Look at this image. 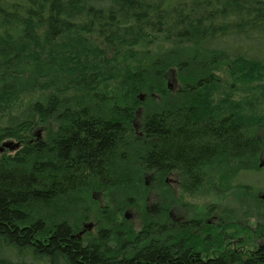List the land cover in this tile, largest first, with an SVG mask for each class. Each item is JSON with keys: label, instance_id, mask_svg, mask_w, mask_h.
Here are the masks:
<instances>
[{"label": "trees", "instance_id": "1", "mask_svg": "<svg viewBox=\"0 0 264 264\" xmlns=\"http://www.w3.org/2000/svg\"><path fill=\"white\" fill-rule=\"evenodd\" d=\"M6 140L0 264H264V198L239 180L264 154V0H0ZM148 172L240 188L245 210L175 226L165 205L128 230ZM95 191L107 223L79 237Z\"/></svg>", "mask_w": 264, "mask_h": 264}, {"label": "rangeland", "instance_id": "2", "mask_svg": "<svg viewBox=\"0 0 264 264\" xmlns=\"http://www.w3.org/2000/svg\"><path fill=\"white\" fill-rule=\"evenodd\" d=\"M163 43L164 42L161 41L155 42V46L163 45ZM166 85L170 90H173L176 88L177 82L173 81L171 76H169L167 78ZM258 96L259 95H257V97ZM144 99L145 97L141 98V100ZM139 113L144 114L145 111L142 112V109H140ZM141 122H142V117L141 116L137 117L135 123L140 128H141ZM51 127L53 126L51 125ZM49 133L50 131L48 132V135ZM1 144L2 143H0V145ZM262 156H264V154ZM176 177L179 178L178 184L165 183V187H163L162 185H160L159 187L156 185L157 182L155 180V174L152 172H148L146 174V177L144 178L145 184L148 186V188H150L148 191L149 193L147 198L143 200L141 194L137 195V198L139 197L141 198L136 200V204L131 205L129 208L123 211V214L119 216L118 223L124 222V218H126L125 217L126 212L129 215L131 213L133 214V218L132 220H128L127 224L124 227H126L128 230L133 229L134 231L138 232L142 229L144 223L146 222V218L148 220V218L154 216L155 214L158 215L159 212L160 213L165 212V214H163L165 218L170 219L173 218L174 215V218L177 219L181 218L182 220H187V221L192 217H194L196 215L195 213H198L199 215H202L198 217L200 224L203 225L212 224V223L218 224L219 216L224 214V211H226L227 213V215L225 213V216L234 217V215H239L245 210L243 205L244 199L246 197L243 196L245 190L243 191L242 189L236 187V191H229V190L225 191L224 187L216 184V180L211 178V182L208 183L207 186L201 187L199 191L196 193H190V192H185L182 189L183 185H182L181 177L178 176V174H176ZM239 180H241V182H243L244 184L251 185L246 189L247 194L251 195L252 193L253 194L256 193L260 197L264 194V167L256 171H249V170L243 171L241 173V177ZM160 183L161 182H159V184ZM110 196L111 195H107L104 192L101 193L99 191H95L93 194L94 203H92L91 205L82 204L81 211H84V208L88 206L89 208L88 214H90V217L89 219H86L84 221L82 220L83 222L81 221L82 222L81 227L76 231L77 234H79L84 229V225L87 223L94 224V228L91 230H86L82 234V236L85 235L86 233H89L90 235L95 234L98 227L105 225L107 223V221H104V219L99 215V209L97 208L98 206L105 207L109 202L108 197ZM116 196L117 195L114 194V197ZM165 200H168L169 203L166 204L167 203L166 202L164 204ZM161 203L163 204L161 205ZM165 205H166V210L163 209L162 210L163 212L160 211V208L164 207ZM168 213H170L171 215ZM160 218L164 219V217H160ZM255 224H256L255 220H252L251 225H255ZM166 229L168 228L166 227ZM258 245H262V241L258 242ZM228 247L229 245L228 243H226L224 248H221L219 252L225 250ZM246 247L250 248L248 246L244 247L243 245L244 250Z\"/></svg>", "mask_w": 264, "mask_h": 264}, {"label": "flooded vegetation", "instance_id": "3", "mask_svg": "<svg viewBox=\"0 0 264 264\" xmlns=\"http://www.w3.org/2000/svg\"><path fill=\"white\" fill-rule=\"evenodd\" d=\"M151 115L152 114H146V113L142 114V113H139V115L137 116V117H139V116L142 117L141 128L135 123V126L136 127L137 126L139 127V128L138 127L136 128V131L135 132L137 134H139L140 136L145 135V130H143V126L145 125V123H146L145 121L147 120V118L149 116H151ZM136 119H134V121H136ZM137 130H139V131H137ZM262 158H264V156H261L260 159H259V164H258L259 168H263L264 167V159H262ZM261 163H263L262 166H260ZM175 177H176V173L175 172H170L167 176L164 177L163 181H164V183H168V184H178L179 178H177V177L175 178ZM262 196H264V194ZM168 214H170V213H168ZM129 216L130 217H129L128 220H132L133 214L130 213ZM171 220H172V222L174 223L175 226H180L183 222H186V220H182L181 218L180 219L174 218V215H173V218H171ZM209 222H210V220H209ZM93 228H94V226H93ZM241 239H243V237L238 238L237 240L232 239V249H234L235 251L241 250L243 252V250H244L243 249V245L242 244H239V242H240ZM259 247H261V249L264 250V246L262 247L261 245H259Z\"/></svg>", "mask_w": 264, "mask_h": 264}, {"label": "water", "instance_id": "4", "mask_svg": "<svg viewBox=\"0 0 264 264\" xmlns=\"http://www.w3.org/2000/svg\"><path fill=\"white\" fill-rule=\"evenodd\" d=\"M140 98H143L142 95H140ZM19 147V144L18 143H14L13 141H5L3 142L1 145H0V153L3 152L5 149H10V150H14L16 148ZM263 163L260 164V166H262ZM125 217L127 219H129V214L126 213ZM94 224L92 223H87L84 225V229L78 234V236H82V234L86 231V230H91L93 228Z\"/></svg>", "mask_w": 264, "mask_h": 264}]
</instances>
